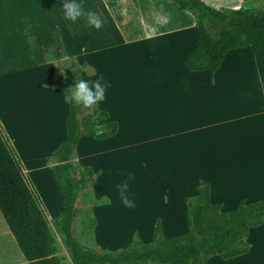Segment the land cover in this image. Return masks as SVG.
<instances>
[{
  "label": "crops",
  "instance_id": "obj_1",
  "mask_svg": "<svg viewBox=\"0 0 264 264\" xmlns=\"http://www.w3.org/2000/svg\"><path fill=\"white\" fill-rule=\"evenodd\" d=\"M201 1L211 7L216 1L218 8L237 7L245 2L264 3V0ZM82 2L85 11L100 16L101 29L89 27L85 18L75 23L65 20L64 0H0V125L25 175L33 179L39 172H51V164L45 158L66 136L69 104L64 102L63 90L55 87L53 62L43 53L59 34L65 55L87 67L82 69L81 79L95 81L103 75L111 85L105 101L96 105L108 117H97L93 122L97 127L116 122L117 133L102 140L81 137L72 159L79 166L99 173L91 194L94 200L105 198V202L91 205L90 210L96 223L92 235L100 249L111 248L106 244L107 233L101 228L109 225V210L118 206L117 189L102 192L104 188L99 185L108 169L122 183L132 173L133 193L137 191L142 196L156 193L163 208L168 204L173 210L184 207L187 199L197 195V187L204 184L209 185L210 202L220 204L221 210L225 209L223 212L235 209L243 199L246 203L264 200V178L252 180L257 174L242 162L240 165L249 170H233L215 159V151L211 150L213 139L209 136L213 130L247 117H258L264 122V92L252 49L229 50L215 72L190 71L186 60L197 46L199 35L187 11L168 0ZM240 58L246 65L239 63ZM119 81L121 85L115 89ZM241 81L257 91L252 99L261 106L260 110L242 109L244 113L240 114L237 104L231 103L232 86L238 87ZM147 86L152 88L153 103H157L159 114L151 120L147 114L151 102L145 98L147 93L144 91L143 95L140 90ZM133 93L140 97L138 102ZM115 112L120 116H115ZM155 129L156 136L152 133ZM256 131L261 133V129ZM250 134L245 140L255 148V135ZM102 148L106 154L96 153ZM247 153L250 159L260 157L249 146ZM170 160L175 181L171 180L174 178L172 168L169 169ZM234 163L236 167L237 160ZM262 164V161L258 163ZM177 194L178 203H175ZM8 234L11 232L6 223L0 224V237L6 239ZM252 241L258 253H263L264 224L250 230L247 254L224 261L251 264ZM216 258L217 255L211 257L207 263ZM12 264L29 263L24 258Z\"/></svg>",
  "mask_w": 264,
  "mask_h": 264
},
{
  "label": "trees",
  "instance_id": "obj_2",
  "mask_svg": "<svg viewBox=\"0 0 264 264\" xmlns=\"http://www.w3.org/2000/svg\"><path fill=\"white\" fill-rule=\"evenodd\" d=\"M168 1L189 12L198 30L199 42L186 60L190 71L215 72L229 50L250 47L264 92V7L218 10L201 0ZM43 53L57 69L55 87L67 95L68 88L81 75L77 71L71 81L70 72L59 63L66 57L59 34L55 35L51 48L44 49ZM94 117L105 119L108 115L105 111L99 112L96 106L83 109L69 104L65 139L48 158L62 200V212L55 224L69 251L70 264H206L216 255L229 260L249 252L250 230L264 224V200L246 203L243 199L235 209L223 212L220 204L210 202L208 184L197 187V195L187 199L188 229L184 234L164 237L157 220L148 243L141 242L135 234L127 248L115 252L81 245L72 229L77 201L85 191L92 192L99 173L73 162L75 149L81 137L102 140L114 136L118 129L116 122L97 127ZM103 203L93 198L90 201V205ZM0 214L29 264H69L58 256V245L41 209L40 198L1 125ZM95 224L92 219L91 230Z\"/></svg>",
  "mask_w": 264,
  "mask_h": 264
},
{
  "label": "rangeland",
  "instance_id": "obj_3",
  "mask_svg": "<svg viewBox=\"0 0 264 264\" xmlns=\"http://www.w3.org/2000/svg\"><path fill=\"white\" fill-rule=\"evenodd\" d=\"M215 3L216 1L214 3H211L210 5L216 8L217 5ZM223 3L230 4L231 2L223 1ZM260 7H264V3L245 2V3L240 4L237 7H232L230 9H245V8L255 9V8H260ZM216 9L224 10V9H229V8L225 7V8L220 9L217 7ZM175 21H176V18H175ZM71 59L72 58H69L66 56L65 59L61 60L59 63H62L64 65L65 71L70 72L69 77H70V80L73 81V76L74 75L76 76L77 71L80 70V75H81L82 69H80V67L82 66L83 69L87 67H85L86 66L85 64L83 66V64H81V62H79L78 60H76L75 62H71ZM238 61L239 63L241 62V64L243 63L245 64V61L243 60V58H240ZM238 70L239 68H237V71ZM56 72H57V69L55 65L53 64V73L55 74ZM232 74H234V72ZM117 78H120V77H117ZM245 84H247V82L241 81L238 83V87L235 88L234 86H232V91L230 92V95H229L230 99L232 100L231 103L234 102L237 104L239 108L237 112L240 114L244 113L243 110H252V109L260 110L261 109V106H259L258 103L254 104L253 103L254 101L252 99V94L253 96H255L257 91L248 87L249 85L244 86ZM115 85H116L115 89H117L121 85V82L119 81L115 83ZM240 86L242 87L241 89L239 88ZM136 90L138 93L137 87H136ZM140 90H141V93H143V95H144V91L147 93V96L145 98L146 100L149 99L151 102L150 109L147 112L150 120L152 118L153 119L158 118L159 116L158 106H157V103H153L154 101L152 98V88L147 86L144 89L143 87L140 88ZM238 92H239V95L238 94L235 95ZM133 95L135 98L137 97L136 100L138 102L140 100L139 99L140 97H138L134 93ZM247 103L249 104L248 107L246 106ZM118 115L119 113L115 112V116H118ZM94 118L96 119L97 117H94ZM259 119L260 118L258 117H247L246 119L240 120L239 122H235V123L233 122V123L227 124L217 129V131L213 130L209 136L210 138L213 139L211 150L215 151V154H214L215 159L222 160L223 165L226 164L228 168L233 169V170L235 169L242 170V171L249 170L245 167L247 166L248 168L252 167L254 169L255 171L254 174L261 176V170H262V174H264V145H263L264 144V122H261ZM258 121L260 122L259 124H257ZM256 125H259V126L256 127ZM258 129H261V133H257L259 132V131H256ZM152 133L156 136L158 134V131L155 129L152 131ZM250 133H254L253 135H255L254 139L257 141V147L261 146V148L257 150V152L260 153V157L256 156L255 158L252 157L251 159L248 158L249 154L247 153V144H249V142L245 140L247 137L251 136ZM243 141L244 143L242 145ZM251 143H252V140H251ZM239 147L241 149L237 153L236 150ZM105 148H107V146ZM98 152L99 153L104 152L106 154V150L103 148L100 151H96V153ZM105 154H104V157H105ZM261 157H262L261 161L263 164L258 165V163L261 162L260 161ZM46 159L48 158L46 157L45 160ZM236 160H237V166L235 167L234 161ZM106 161L108 163L110 162L109 159ZM170 162L172 166L170 165L169 169L172 168V174L174 178V166H173L172 160H170ZM241 162L245 164V166L240 165ZM41 173L39 172L37 174L38 176L34 177L33 179L31 177H28V179L32 183L34 189L36 190L40 198L41 209L43 211L46 221L58 245V256L61 257L66 263L70 264L71 259H70L69 251L66 248V246L63 244V238L55 224L56 219L59 217L62 211V201L59 195V191L56 187V184H55V181H54V178L51 172H48L46 174H43V172ZM113 180H115L114 184L112 182ZM171 180L175 181V178L174 179L171 178ZM252 180L256 181V180H259V178H257L256 176V178H253ZM119 183L121 184L122 182H119V179H116V177H114L113 171L111 170L109 171V169L107 170L106 175L102 177L101 180L99 181V185H101V187L104 188V190L101 189L102 192H105V191L108 192V191L117 189L116 186ZM133 184H134L133 180L129 181V195L135 200V205H136L135 208L130 209V208L125 207L120 200L119 194L115 195V197H117L118 199V206H116L117 207L116 209L109 210V214H110V217L108 218L109 225L102 226L101 228L103 232L107 233L105 235L108 237L106 244L110 245L111 248H109L108 250L104 249L103 251L115 252V251L127 248L132 242L133 236L135 234L137 235L138 239L141 242L148 243L151 240L152 233H153L157 220H160L161 228H162V235L166 238L171 237V235L172 236L181 235L187 232L188 227H187V222H186V204H184V207L181 206L180 208H177L174 210L171 207H169L168 204L165 205L166 206L165 208H163L164 204L161 201L162 199L157 200L160 197L158 194L156 195L155 193V195H149L150 192H148V194H145L144 196H142L143 194L142 193L138 194L137 191L133 193L132 191L135 188ZM177 197H178V194L176 195L175 203H178ZM92 198H93L92 194L89 191H85L78 198L77 206H76L77 211H76V216H75V219L72 225V229H73V234L75 238L81 245L87 248H94V247L99 248L98 244L96 243L92 235V230H91L92 216H91V210H90V207H91L90 201ZM102 200L105 202V198L104 199L102 198ZM176 205H179V204H176ZM223 211H225V209ZM0 224L5 226V223L1 215H0ZM257 244L259 245L260 243H257ZM252 249L253 251L250 257L251 264L254 261V259H255V264H264V248L262 249L263 253H261V251L258 253L256 245H254L252 241ZM0 252H1L0 253V264H9V263L12 264L13 262H17L19 260L24 259L13 237L11 236V234H8L6 239H3L2 237H0ZM215 257L216 256L212 257V259ZM220 259L221 258L217 255V258L215 260L209 261L206 264H223L222 261H220ZM232 261H224V262L228 263Z\"/></svg>",
  "mask_w": 264,
  "mask_h": 264
},
{
  "label": "clouds",
  "instance_id": "obj_4",
  "mask_svg": "<svg viewBox=\"0 0 264 264\" xmlns=\"http://www.w3.org/2000/svg\"><path fill=\"white\" fill-rule=\"evenodd\" d=\"M62 10L64 19L72 23L85 18L89 27L99 30L103 26V21L96 12L85 11L82 0L80 2L78 0H64ZM110 86L103 75L95 81L76 80L74 86L69 87L66 91L68 94L64 96V102L73 106H82L83 109H92L105 101L106 91ZM134 179V175L128 173L127 180L116 186L121 202L130 209L136 206L134 198L129 195V181Z\"/></svg>",
  "mask_w": 264,
  "mask_h": 264
},
{
  "label": "bare ground",
  "instance_id": "obj_5",
  "mask_svg": "<svg viewBox=\"0 0 264 264\" xmlns=\"http://www.w3.org/2000/svg\"><path fill=\"white\" fill-rule=\"evenodd\" d=\"M243 84H244V82H243ZM245 86V85H244ZM260 106V105H259ZM259 109H260V107H259ZM238 143V142H237ZM243 143H244V141L242 142V145H243ZM247 146H249V147H251V149H255V150H258V147L256 146L255 148L253 147V146H251V145H249V144H247ZM241 148L239 147L237 150H236V152L238 153L239 152V150H240ZM255 176H257V178H260L261 176H262V178H264V174H262V170H261V176H259V175H255Z\"/></svg>",
  "mask_w": 264,
  "mask_h": 264
}]
</instances>
